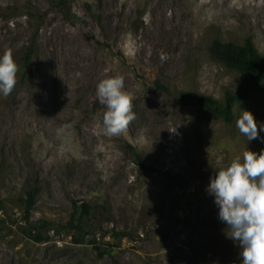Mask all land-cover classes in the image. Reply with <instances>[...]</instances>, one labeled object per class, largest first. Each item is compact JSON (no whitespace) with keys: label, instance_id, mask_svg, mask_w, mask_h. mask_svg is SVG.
<instances>
[{"label":"rangeland","instance_id":"1","mask_svg":"<svg viewBox=\"0 0 264 264\" xmlns=\"http://www.w3.org/2000/svg\"><path fill=\"white\" fill-rule=\"evenodd\" d=\"M247 39L264 56V0H0V55L19 66L0 94V264H242L208 186L246 149L264 151V130L247 141L236 128L242 110L264 124V93L210 48ZM117 74L136 119L110 137L95 93ZM243 90L231 123L197 102ZM30 187L43 242L25 234Z\"/></svg>","mask_w":264,"mask_h":264},{"label":"clouds","instance_id":"2","mask_svg":"<svg viewBox=\"0 0 264 264\" xmlns=\"http://www.w3.org/2000/svg\"><path fill=\"white\" fill-rule=\"evenodd\" d=\"M161 58H165L163 54ZM18 71L12 51L5 50L0 55V94L5 98L17 84ZM95 99L106 109L102 118V132L106 136L121 135L136 119L134 96L125 90L122 75L102 78L96 86ZM236 128L251 141L259 138L264 124L258 128L254 115L242 110ZM208 191L215 197L228 237L239 243L242 264H264V151L257 154L246 149L242 157L216 171Z\"/></svg>","mask_w":264,"mask_h":264},{"label":"trees","instance_id":"3","mask_svg":"<svg viewBox=\"0 0 264 264\" xmlns=\"http://www.w3.org/2000/svg\"><path fill=\"white\" fill-rule=\"evenodd\" d=\"M64 1V0H63ZM213 56L218 59L227 68L238 71L244 76L246 85L254 92L264 93V56L259 53L252 40L247 39L242 45H238L232 42L214 41L210 48ZM33 44L28 48L24 57L25 71L31 62L33 55ZM247 91H239L238 93L227 92L223 102L215 101L209 97H197V102L204 107L207 111L215 114L227 123H231L234 120V105L237 102H242L247 98ZM184 97H191L188 93L184 94ZM133 154L139 160V156L134 149ZM39 194L37 187H30L23 200L25 221L29 225L28 229H25V234L30 239L36 242H43L46 240V236L43 235L42 225L31 222V213L35 207L37 196ZM1 207V201H0ZM75 213L78 214V224L74 225V228L79 232L84 230V222L89 219L91 213V207L87 203H83L80 206H75ZM75 217L71 220L70 224H73ZM87 224V222H85ZM99 250L100 256L106 251ZM115 264H119L115 262Z\"/></svg>","mask_w":264,"mask_h":264}]
</instances>
